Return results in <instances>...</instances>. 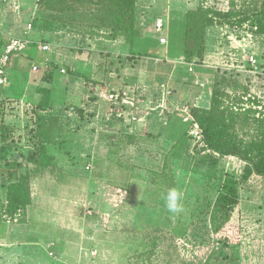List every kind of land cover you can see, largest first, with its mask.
Segmentation results:
<instances>
[{"label": "rangeland", "instance_id": "374dc122", "mask_svg": "<svg viewBox=\"0 0 264 264\" xmlns=\"http://www.w3.org/2000/svg\"><path fill=\"white\" fill-rule=\"evenodd\" d=\"M231 1L137 0L134 27L144 39L157 34V20L164 23L167 43L154 59L166 64L170 59L167 31L172 20L180 19L197 5L227 12L232 9ZM233 1L235 10L253 14L250 5L258 7L261 0ZM103 2L0 0V39L26 37L38 48L44 43L48 46L47 54L35 51L32 55L27 49L12 57L6 98L0 99V132L7 133L5 140L0 136V148L9 147L0 159V235H5L4 240L0 239V262L264 264V176L254 172L264 154L258 146L264 141V72H253L246 63L240 70L235 64L220 62L227 60L230 51L236 64L238 56L246 57L247 53L261 62L263 35L249 21L239 23L241 16L216 19L207 32L208 55L195 64L197 71H205L203 85L189 89L193 98L205 95V102H188L184 108L190 109L197 123L193 111L198 106L208 109L216 91V113L224 111L228 131L223 133L231 138L235 153L220 156L204 148V143L194 146L196 140L189 136L188 129L181 146L173 152L175 141L151 138L155 134L146 128L128 139L131 126L125 130L113 123L105 100L108 112H97L96 96L90 93L92 83L99 89L97 94L115 93L143 80L144 72H149L148 64H141L142 57L131 59L129 40L100 23L97 7ZM247 34H252V42L243 45ZM25 56L37 58L40 63L22 91L19 88L28 72L25 66L13 62L19 59L25 65ZM83 64L87 70L76 68ZM53 65L54 77L47 88L54 102L50 108L38 110L41 95L36 91L44 89L43 75ZM61 69L65 74H60ZM76 70H82V74ZM85 83L90 96L85 92ZM19 91L22 97L18 98ZM183 107L185 104L165 114L167 126L169 116L177 118ZM143 108L141 112L149 110L148 106ZM39 115L45 117L46 126L39 123ZM146 115H140L138 121H148ZM40 125L45 130L51 126L50 144H45L51 163L32 172L35 166L26 157L39 149L40 139L35 135ZM177 127L185 130L186 125L177 123ZM19 153L24 155L21 166L13 164L12 168L29 176L30 201L9 215L3 208L4 185L14 178H3V164ZM262 160L264 163V157ZM226 179L237 184L239 204L233 213L215 209ZM172 188L181 194L182 211L178 213L165 206V197ZM213 219L216 226L238 234L239 245H222L213 232ZM17 236L18 245L9 247Z\"/></svg>", "mask_w": 264, "mask_h": 264}, {"label": "trees", "instance_id": "16d2710c", "mask_svg": "<svg viewBox=\"0 0 264 264\" xmlns=\"http://www.w3.org/2000/svg\"><path fill=\"white\" fill-rule=\"evenodd\" d=\"M90 0H87L89 2ZM100 1V0H99ZM104 1L101 7H97L98 16L100 23L106 25L115 33L123 34L126 39H128L131 59L134 57H147L152 55H157L162 46L159 43V34H156L153 37H147L142 39L140 34L136 32L134 24L136 21V13L138 10L137 0H101ZM78 2H85V0H78ZM97 4V3H96ZM214 4V3H213ZM232 9L227 12H222L216 10L213 7H206L202 5H197L194 9H189L187 12L183 13V16L180 19H174L170 22V29L167 31L168 35V44L166 46L167 54L171 58L182 57L187 63L199 64L202 62L203 58L208 54L209 49H207L208 41V29L213 26L216 22V19L221 20H230L233 17L241 16L243 19L238 20L239 23L249 21L252 27H256V32L260 35H263V46H264V0L259 2V5L252 6L253 14H248L246 11L242 12L234 9V1L230 2ZM98 5V4H97ZM77 6V5H76ZM72 9V7H71ZM75 10V9H72ZM231 23V22H230ZM233 23V22H232ZM234 24V23H233ZM0 50L3 49L8 40L0 39ZM35 44L31 43V47H34ZM30 46V45H29ZM25 52V51H24ZM27 57V56H25ZM29 62L32 61L30 57H27ZM31 65V64H30ZM56 66H52L50 70H47L43 75L42 81L45 83L44 89H37L41 96L36 105L38 110H44L51 107L54 102V97H49V89L51 80L54 77L53 70ZM94 85V83H92ZM24 88H22L23 91ZM88 89V88H87ZM90 92V90L88 89ZM19 97H22V92ZM93 96V92H90ZM16 95V94H15ZM15 96V97H17ZM5 100L6 96L0 87V99ZM96 96V100H97ZM219 107V102L217 100V92L212 93L211 105L208 109L193 111V114L196 118L199 128L203 134V141L206 145V149L219 154L220 156L233 155L235 153V146L232 143L231 138L228 135H224L223 132H227V125L224 115V111H219L216 113L217 108ZM227 113V112H226ZM229 116V115H228ZM232 118V116H231ZM39 123L46 126L45 117L38 116ZM175 120V121H174ZM115 123V121H113ZM177 123L185 124V130H182L177 127ZM262 123V122H261ZM188 124L183 123L181 116H178L175 119L170 121L168 127L164 131L166 141H175L173 152H176V148L180 147L186 131L188 129ZM261 124L259 125V127ZM49 127V126H48ZM51 126L49 127V129ZM45 130L40 125L37 130V136L40 139V145L38 151L28 154L26 157L27 161L35 168L32 172H38L41 169L47 167L51 163V158L47 156L45 144H50V130ZM52 131V130H51ZM126 135V134H125ZM1 140H5L7 133L4 131L0 132ZM49 137V138H48ZM136 137L134 134H127L128 139H133ZM51 139V138H50ZM259 149L264 150V141L259 145ZM9 150V147L2 146L0 148V159L4 157L3 155ZM261 159L258 161V165L254 169V172L257 175L264 176V163L262 153ZM12 161L5 159L4 166L6 165V175L3 177L5 180L7 176L13 177V181L4 185L6 189L4 211L8 212L9 215H13L16 211L21 210V208L27 205L30 201V193L28 187V175H22L17 171V168H12L13 164L15 166L20 165L21 161L24 159V155L21 153L17 155H11ZM1 161V160H0ZM9 172V173H8ZM32 175V173H31ZM223 190L218 194L215 201V209L222 208L225 210V213H233L235 206L239 204L238 202V193H237V184L233 179H226L222 186ZM227 217V215H225ZM213 219V232L219 238L222 245L224 246H233L239 245L240 241L238 234H231L228 230L218 227L215 225Z\"/></svg>", "mask_w": 264, "mask_h": 264}, {"label": "crops", "instance_id": "0c3cea01", "mask_svg": "<svg viewBox=\"0 0 264 264\" xmlns=\"http://www.w3.org/2000/svg\"><path fill=\"white\" fill-rule=\"evenodd\" d=\"M225 4H226V2H225ZM24 36H26V35L24 34ZM165 36H166V34H165ZM9 38H7L6 40H8ZM31 43H33V42H30V44H29L30 46H28V50L30 49L29 51H31L32 55L35 53V51H38L41 53H46V54L48 53V51H43L40 49V47L38 48L39 45L38 46L34 45V47H31ZM45 44L46 43H44L43 45H45ZM163 47L164 46H162V48ZM263 51H264V48H263ZM233 56H234V53L232 51L229 54V56L227 57V60L223 59V60H220V62L226 63L227 65H231V64L233 65V64H235V61H237V59H235ZM155 57H156L155 55H152V56H147V57L142 58L144 60L141 61V64L146 63L149 66V72H147V73L144 72V75L146 77L143 78V80L138 79L136 81V83L128 84L124 87L125 89L120 88L118 90V91L127 92L129 96L134 97L138 100L139 109L136 113H139V114L143 113L141 111L146 109L143 107L148 106L149 107L148 112H150V114H149V116H145V118L150 117V119L148 121H146L145 123L142 121V119H141V121L133 122L132 121V112L133 111L128 106L121 108V112H120V114H122L121 117H117V115L114 111L115 109L114 110L112 109L113 106L110 103H108V109H109V112L110 111L112 112L111 117L114 118L112 121H115V123L117 125L123 126L125 128V130L127 129V126H131L130 130L128 129L130 134L138 135L137 132H139L140 129L144 130V128H146L147 131L149 130V131L153 132L152 134H155L154 136L152 135L151 138H153V137L156 138V136H160V137H158V139L165 141L166 137L164 135V131H165L166 127H168L166 125V122H165V114L166 113H169V111H171V112L176 111V110H178V108H180V106H183L184 104H185V107H188L187 106L188 102L193 103V101H194V102H197L199 105H200V103L203 105V103L205 102V97H204L205 95H200L196 98H193L195 95L191 94V92H189V91H191L189 89L195 88V86H198V84L203 85L204 79L202 80V77L205 75V71H203V72L197 71L195 66L193 67L192 71H189L190 63L185 62L182 57H176V58L170 57V59L167 58V60H168V61H166L167 65L162 64V62H165L163 60H161L162 61L161 63H157V60L154 59ZM238 58H240V57L238 56ZM241 58H240V60H241ZM25 59H26L25 61L27 62V64H25V65H22L20 63L19 59H18V61H15V60H17V59H15L13 62L18 67L25 66L26 71L28 72L27 78H25V80H24L23 87L20 86L19 89H22V88L25 89L28 86V83L32 77V74H34L36 72V71H32V66L40 63L39 61H41V59H43V55L40 57L39 61H37V58H36V60H35V58H32L31 62H29L27 57H25ZM259 59L261 61V62H259L260 67L262 68V70L264 72V59L261 57H259ZM205 62L207 63L206 60H205ZM11 65H12V62L10 63V67H11ZM76 68H79V69L85 68L87 70V67H86V65L84 66V64L83 65H77ZM195 70L197 72H195ZM76 71H77L76 73L82 74L81 73L82 70H76ZM60 74H61V72H60ZM169 74H170V77H169ZM150 75L152 76V78L150 77ZM136 84H140V85H136ZM84 85H85L84 88L86 90L85 92H87L90 96L91 94L89 93V91L87 89L88 84L85 83ZM93 86L96 88L92 87L91 90H92L93 94L98 97L97 100L95 101V104L99 108V110H97V112L101 111L102 114H105L108 112V111H106L107 107L105 106V105H107V103L104 102V100L102 99L100 94H97V92L99 91L97 86H95V85H93ZM263 89H264V87H263ZM2 90H3V92H5L6 87L3 86ZM19 92H21V91H19ZM253 92H255L256 94H261V91L255 90ZM192 95H193V97H192ZM163 100H164V102H163ZM161 105H163V107ZM99 106H101V107H99ZM185 107H183V108H185ZM198 107L202 108L201 106H198ZM173 115L171 117L169 116V122H170V120L175 119V116H173ZM181 120H182V118H181ZM182 122H183V120H182ZM129 133L127 132V134H129ZM124 134H126V133H124ZM0 223H1V221H0ZM17 238H18V236L14 239V243H10L9 247H12V245H14V244L18 245V242H17L18 239ZM0 239L4 240L5 235L2 237L0 235ZM9 241H11V240H9ZM9 247H4V248L7 249ZM13 248L19 249L20 247L15 246ZM16 251H19V250H16ZM6 263L7 262H5V264ZM0 264H4V262H0Z\"/></svg>", "mask_w": 264, "mask_h": 264}, {"label": "built area", "instance_id": "2783aa9c", "mask_svg": "<svg viewBox=\"0 0 264 264\" xmlns=\"http://www.w3.org/2000/svg\"><path fill=\"white\" fill-rule=\"evenodd\" d=\"M164 28H165L164 23L161 20H157L155 23V32L160 35L159 36V43L161 45H166V43H167L166 36L163 35ZM254 30L256 31V27ZM243 40H244L243 45L249 44L246 41H250V43H251L252 42V34H247L246 37L243 38ZM30 42L31 41L29 39H27L26 37H23V38L10 37L8 39L7 43L3 47L1 54H0V87L6 86L8 84V70L10 67V62H11L12 57L17 56V55L21 54L22 52L26 51L28 49ZM240 46H242V44H240ZM40 49L43 51H47L48 46L42 45V46H40ZM230 53H231V51H230ZM260 57L264 59V52ZM243 62L248 64V66L250 67L251 70H253V72L254 71L263 72L262 68L260 67L259 60H258V58H256V56L254 54L247 53L246 57L243 56L241 58V60L239 61V63H237V64L235 63V69L241 70L244 67L242 65ZM194 66H195L194 63H190L189 71H192ZM32 71H38L37 65L32 66ZM60 72L65 73V71L63 69H61ZM100 96L102 97L103 100L110 103L114 107V108L112 107V109L113 110L115 109L114 111H115L117 117L122 116V114H120L122 107L128 106L132 111L139 109L138 100L134 97L129 96L127 92L117 91L115 93L114 92L100 93ZM163 102H164V100H163ZM161 106L163 107V105H161ZM185 108H187V107H185ZM189 110H186L183 108L180 110L181 113H179V115L181 116L183 122L187 123L189 125L187 132L189 133L190 137H192L194 140H196L194 143V146L198 145V144L201 145L204 143L202 131L199 128L198 124L194 122L193 117L191 116ZM142 114L149 115L150 112L144 111L141 114H139V113L135 114L134 112H132V121L133 122L138 121L140 115H142ZM144 118H145V116H144ZM204 148H206L205 143H204Z\"/></svg>", "mask_w": 264, "mask_h": 264}, {"label": "clouds", "instance_id": "9594fccd", "mask_svg": "<svg viewBox=\"0 0 264 264\" xmlns=\"http://www.w3.org/2000/svg\"><path fill=\"white\" fill-rule=\"evenodd\" d=\"M180 200V192L175 188L170 189L165 197V206L168 211L172 213H178L182 211V205L180 203Z\"/></svg>", "mask_w": 264, "mask_h": 264}]
</instances>
